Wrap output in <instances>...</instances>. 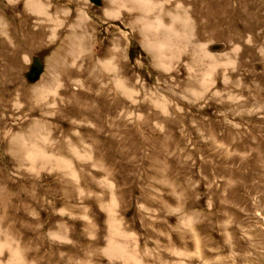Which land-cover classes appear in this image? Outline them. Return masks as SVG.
Wrapping results in <instances>:
<instances>
[{"label":"rangeland","instance_id":"rangeland-1","mask_svg":"<svg viewBox=\"0 0 264 264\" xmlns=\"http://www.w3.org/2000/svg\"><path fill=\"white\" fill-rule=\"evenodd\" d=\"M113 1L0 0V264H264V0Z\"/></svg>","mask_w":264,"mask_h":264},{"label":"crops","instance_id":"crops-1","mask_svg":"<svg viewBox=\"0 0 264 264\" xmlns=\"http://www.w3.org/2000/svg\"><path fill=\"white\" fill-rule=\"evenodd\" d=\"M102 2H103V0H101V6H102ZM109 7H107V8H103L102 10H103V16L106 18V19H109L110 20V18L112 17V16H117L118 14H119V16L120 17H123V16H129V14L128 13H124L123 11H126V10H121V8L120 7H118V6H116L115 4H114V1L113 0H109ZM100 6V7H101ZM100 7H98V8H100ZM117 11H119L118 13H117ZM62 13H64L65 15H67V16H69L70 15V11L68 10V9H63L62 10ZM69 13V14H68Z\"/></svg>","mask_w":264,"mask_h":264},{"label":"water","instance_id":"water-1","mask_svg":"<svg viewBox=\"0 0 264 264\" xmlns=\"http://www.w3.org/2000/svg\"><path fill=\"white\" fill-rule=\"evenodd\" d=\"M91 4H93L96 7H100L101 6V0H89ZM35 65H37V69L38 71L40 70L39 67H41L40 64H38V62L35 63ZM36 76L37 77V73H34L32 76Z\"/></svg>","mask_w":264,"mask_h":264},{"label":"bare ground","instance_id":"bare-ground-1","mask_svg":"<svg viewBox=\"0 0 264 264\" xmlns=\"http://www.w3.org/2000/svg\"><path fill=\"white\" fill-rule=\"evenodd\" d=\"M132 257V256H131Z\"/></svg>","mask_w":264,"mask_h":264}]
</instances>
